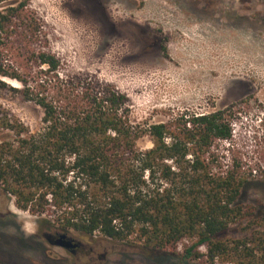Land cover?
<instances>
[{
	"label": "trees",
	"instance_id": "obj_1",
	"mask_svg": "<svg viewBox=\"0 0 264 264\" xmlns=\"http://www.w3.org/2000/svg\"><path fill=\"white\" fill-rule=\"evenodd\" d=\"M29 0H0V94L38 105L32 132L0 107V187L42 229L99 234L154 252L187 239L185 258L264 264V210L240 199L257 174L226 161L233 107L142 127L128 97L70 74L46 45ZM13 79L19 86L11 85ZM148 135L152 147L137 142ZM259 170L260 167H259ZM264 183V168L256 175ZM243 226L240 235L230 231Z\"/></svg>",
	"mask_w": 264,
	"mask_h": 264
},
{
	"label": "rangeland",
	"instance_id": "obj_2",
	"mask_svg": "<svg viewBox=\"0 0 264 264\" xmlns=\"http://www.w3.org/2000/svg\"><path fill=\"white\" fill-rule=\"evenodd\" d=\"M29 0L46 45L64 71L97 77L128 97L132 119L142 127L178 115L233 107L234 136L226 161L258 172L243 191V204L264 210V0ZM220 1V2H219ZM11 85L19 86L13 79ZM0 107L32 132L42 109L8 92ZM8 132L0 125V141ZM142 149L152 147L146 135ZM259 167L261 170H259ZM42 216L16 207L0 187V264H230L183 256L195 239L154 252L141 245L71 232L84 246L74 256L51 245ZM235 226L231 235H240Z\"/></svg>",
	"mask_w": 264,
	"mask_h": 264
},
{
	"label": "water",
	"instance_id": "obj_3",
	"mask_svg": "<svg viewBox=\"0 0 264 264\" xmlns=\"http://www.w3.org/2000/svg\"><path fill=\"white\" fill-rule=\"evenodd\" d=\"M43 236L51 245L68 248H76L78 246V242H76V238L72 235L64 232L59 233H51L44 232Z\"/></svg>",
	"mask_w": 264,
	"mask_h": 264
},
{
	"label": "flooded vegetation",
	"instance_id": "obj_4",
	"mask_svg": "<svg viewBox=\"0 0 264 264\" xmlns=\"http://www.w3.org/2000/svg\"><path fill=\"white\" fill-rule=\"evenodd\" d=\"M209 7L218 8L219 4L217 3V0L211 1ZM75 241L78 242V246L76 248H68L67 250L70 251L74 256H78L81 253V248L84 246V244L78 239Z\"/></svg>",
	"mask_w": 264,
	"mask_h": 264
}]
</instances>
